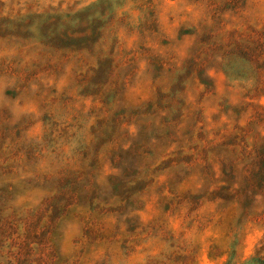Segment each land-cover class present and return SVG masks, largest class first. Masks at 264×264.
Listing matches in <instances>:
<instances>
[{
	"label": "rangeland",
	"instance_id": "rangeland-1",
	"mask_svg": "<svg viewBox=\"0 0 264 264\" xmlns=\"http://www.w3.org/2000/svg\"><path fill=\"white\" fill-rule=\"evenodd\" d=\"M0 264H264V0H0Z\"/></svg>",
	"mask_w": 264,
	"mask_h": 264
},
{
	"label": "trees",
	"instance_id": "trees-1",
	"mask_svg": "<svg viewBox=\"0 0 264 264\" xmlns=\"http://www.w3.org/2000/svg\"><path fill=\"white\" fill-rule=\"evenodd\" d=\"M242 51V50H241ZM225 74L228 76L227 72H225Z\"/></svg>",
	"mask_w": 264,
	"mask_h": 264
}]
</instances>
